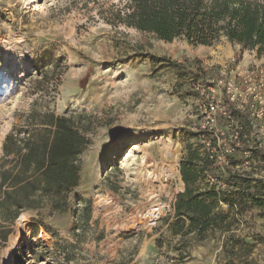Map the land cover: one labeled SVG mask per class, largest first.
<instances>
[{"label": "rangeland", "instance_id": "obj_1", "mask_svg": "<svg viewBox=\"0 0 264 264\" xmlns=\"http://www.w3.org/2000/svg\"><path fill=\"white\" fill-rule=\"evenodd\" d=\"M126 3L0 0V157L7 133L34 109L84 115L78 126L90 140L67 209L23 211L24 224L16 220L0 244V264H124L136 233L156 227L149 209L164 205L159 217L167 215L179 188L170 167L191 146L185 77L201 61L253 55L225 38L196 46L127 27L114 19ZM235 186L228 197L239 210L224 211V238L204 242L205 264H264V188L241 200Z\"/></svg>", "mask_w": 264, "mask_h": 264}, {"label": "trees", "instance_id": "obj_2", "mask_svg": "<svg viewBox=\"0 0 264 264\" xmlns=\"http://www.w3.org/2000/svg\"><path fill=\"white\" fill-rule=\"evenodd\" d=\"M114 19L165 42L185 40L212 47L225 38L258 56L264 54V0H127L125 11L115 12ZM83 117L34 109L24 124L14 125L5 136L0 157V244L7 241L23 211L47 206L52 213L67 209L70 193L79 185L81 155L90 144L84 133L88 129L78 126ZM187 149L180 168L186 190L177 195L175 215L188 216L190 228L202 225L203 231L217 226L226 214L212 212L218 201L214 190L199 192L191 186L199 177L194 162L200 156L191 146ZM234 182L241 200L254 198L248 190L251 179ZM254 186L257 193L264 182ZM86 204L88 223L91 201Z\"/></svg>", "mask_w": 264, "mask_h": 264}, {"label": "built area", "instance_id": "obj_3", "mask_svg": "<svg viewBox=\"0 0 264 264\" xmlns=\"http://www.w3.org/2000/svg\"><path fill=\"white\" fill-rule=\"evenodd\" d=\"M241 61L238 55L201 61L200 71L185 77L187 101L192 106L186 127L191 147L202 154V165H207L204 181L217 193L219 207L228 211L239 210V202L228 197L236 190V179H251L248 190L254 196V184L264 182V171L258 175L264 160V62L256 55L246 66ZM180 168V162L175 163L174 174L180 175ZM178 192L176 187L167 205L170 212H174ZM176 263L168 243L163 242L153 264Z\"/></svg>", "mask_w": 264, "mask_h": 264}, {"label": "crops", "instance_id": "obj_4", "mask_svg": "<svg viewBox=\"0 0 264 264\" xmlns=\"http://www.w3.org/2000/svg\"><path fill=\"white\" fill-rule=\"evenodd\" d=\"M253 51L254 50H249V52L253 53V55L249 56L250 58L243 55L241 61L242 66H246L249 62L253 61L251 57L256 55ZM198 154L200 160L195 161L194 164L198 170L199 177L196 183L191 186H193L196 191L204 192L205 190H210L203 176L207 165H202L203 156L200 153ZM187 155L188 152H186V156ZM186 156H183L182 160ZM178 181V189L179 192L182 193L186 190V184L182 179L181 172L178 176ZM224 211L227 210L220 208L217 201L212 212H218L224 215V213H226ZM156 222L157 223L154 224L156 227L152 231L146 230L144 233H136V240L133 239V243H137V241H140V243L137 246H132L131 254L124 260V264H153L154 257L160 252L163 242L168 243L171 253L177 258L176 264H205L204 256L212 253L209 244L205 245L204 242L212 238L213 235L218 238H224V234H226V231H222L220 227L221 223H225V219H220L217 226L209 227L202 231V225L190 228V218L185 215L176 216L175 209L174 212L171 211L167 215L160 216ZM124 242L126 243L125 240L122 243ZM217 246L219 248L217 247L216 249L219 250L220 242ZM116 250L114 256L118 254Z\"/></svg>", "mask_w": 264, "mask_h": 264}, {"label": "bare ground", "instance_id": "obj_5", "mask_svg": "<svg viewBox=\"0 0 264 264\" xmlns=\"http://www.w3.org/2000/svg\"><path fill=\"white\" fill-rule=\"evenodd\" d=\"M171 170H172V168L174 169V166L172 165L171 167ZM162 206L161 205H157V206H154V207H151L150 209H149V212H147V217H148V219L150 220V221H154V220H156L157 219V217L159 216V214H160V208H161ZM26 219H27V215H26V213H22L20 216H19V218H18V220H17V223L20 225V224H22L24 221H26ZM24 224V223H23ZM22 226V225H21ZM20 226V227H21ZM19 227V226H18ZM14 241V243H15V240L14 239H12V242ZM11 242V241H10ZM13 244V243H12Z\"/></svg>", "mask_w": 264, "mask_h": 264}, {"label": "water", "instance_id": "obj_6", "mask_svg": "<svg viewBox=\"0 0 264 264\" xmlns=\"http://www.w3.org/2000/svg\"><path fill=\"white\" fill-rule=\"evenodd\" d=\"M18 220V219H17Z\"/></svg>", "mask_w": 264, "mask_h": 264}]
</instances>
